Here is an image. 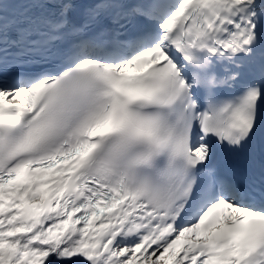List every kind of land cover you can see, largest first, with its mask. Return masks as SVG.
<instances>
[{"label":"snow or ice","instance_id":"snow-or-ice-1","mask_svg":"<svg viewBox=\"0 0 264 264\" xmlns=\"http://www.w3.org/2000/svg\"><path fill=\"white\" fill-rule=\"evenodd\" d=\"M0 264H264V0H0Z\"/></svg>","mask_w":264,"mask_h":264}]
</instances>
